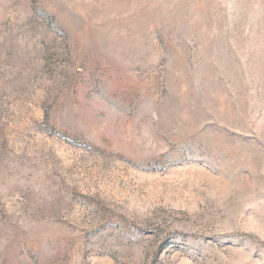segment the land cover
I'll list each match as a JSON object with an SVG mask.
<instances>
[{
	"label": "rangeland",
	"instance_id": "rangeland-1",
	"mask_svg": "<svg viewBox=\"0 0 264 264\" xmlns=\"http://www.w3.org/2000/svg\"><path fill=\"white\" fill-rule=\"evenodd\" d=\"M0 264H264V0H0Z\"/></svg>",
	"mask_w": 264,
	"mask_h": 264
}]
</instances>
